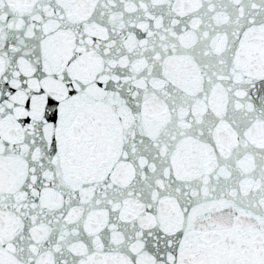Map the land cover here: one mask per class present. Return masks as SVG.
Returning a JSON list of instances; mask_svg holds the SVG:
<instances>
[{
    "label": "snow or ice",
    "instance_id": "1",
    "mask_svg": "<svg viewBox=\"0 0 264 264\" xmlns=\"http://www.w3.org/2000/svg\"><path fill=\"white\" fill-rule=\"evenodd\" d=\"M0 264H264V0H0Z\"/></svg>",
    "mask_w": 264,
    "mask_h": 264
}]
</instances>
